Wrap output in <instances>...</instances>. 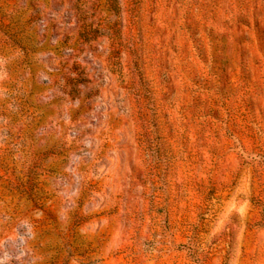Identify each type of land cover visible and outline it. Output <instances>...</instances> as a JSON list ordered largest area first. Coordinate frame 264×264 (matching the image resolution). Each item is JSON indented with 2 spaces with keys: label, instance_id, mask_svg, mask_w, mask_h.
Here are the masks:
<instances>
[{
  "label": "rangeland",
  "instance_id": "374dc122",
  "mask_svg": "<svg viewBox=\"0 0 264 264\" xmlns=\"http://www.w3.org/2000/svg\"><path fill=\"white\" fill-rule=\"evenodd\" d=\"M0 264H264V0H0Z\"/></svg>",
  "mask_w": 264,
  "mask_h": 264
}]
</instances>
